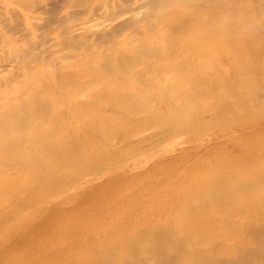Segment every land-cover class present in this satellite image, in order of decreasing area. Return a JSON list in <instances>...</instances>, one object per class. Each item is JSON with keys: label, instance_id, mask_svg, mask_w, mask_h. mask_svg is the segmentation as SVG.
<instances>
[{"label": "bare ground", "instance_id": "6f19581e", "mask_svg": "<svg viewBox=\"0 0 264 264\" xmlns=\"http://www.w3.org/2000/svg\"><path fill=\"white\" fill-rule=\"evenodd\" d=\"M53 1L55 2V0H0V219L3 218L4 224L7 222L5 225L9 223L8 220L13 225L15 222L12 221L13 218L16 219V215L24 207L28 210L24 209L25 213L32 210L33 214L36 212L35 216L39 215L45 202L51 200L47 198L51 197V194L54 196L52 192L61 188L58 186L65 187L69 184L72 187L77 184L75 182L80 180L76 177L81 175L82 170L74 177L76 172L68 169L71 168L69 164L73 161V156L77 157L72 162L74 165L78 164L77 168L80 169L81 165L82 169L90 167L89 160L100 155H95L98 148L105 153L104 155H107L110 145L111 151L117 148L123 132L114 130L129 128L126 129L129 133L121 129L128 135H122L124 138L121 136L123 142L118 145V151L115 150L123 151V156L121 152L120 156L114 153L116 157L123 158L124 153L127 156L136 153L132 152L135 149L132 143L135 144L136 140L138 143L139 134L144 135L153 128L151 132L153 140L156 136L157 140L159 134L166 135L164 130L168 126V129L172 130L174 126H178L176 124L183 127V122H186L188 117L194 118H191L194 120L193 124L198 126L204 123L201 115L199 117V113L202 114L203 111H211L209 114H213L212 118L210 117L213 122L209 128L244 130L260 125L259 121L250 124L249 118L245 116L253 114L255 110L264 111L262 108L264 75L260 74H264L261 72L264 69V0H61L57 7L60 11L57 12L56 9V15L53 9L57 2L53 6ZM215 47L218 50H214ZM219 49L221 53L218 55L215 51ZM185 52H190V56ZM196 53H200L201 56L203 54V58H199L200 54ZM222 53L224 57L221 56ZM197 57L201 62L204 61L202 65ZM224 58L229 60L227 69L230 68L229 64L230 66L233 64L231 73L236 70L235 74L227 72L225 69L227 62L223 61ZM215 61L222 66L224 64L225 71ZM196 62H199V67ZM221 70L225 73L224 76ZM214 71L217 73L212 78ZM210 77L211 81L208 82ZM205 80L208 83L204 84ZM230 81L232 83L236 81L235 86L229 84ZM230 85L234 89L231 87L230 89ZM211 87H216L213 90H218L217 94L220 95L213 92L211 94L208 90V88L212 90ZM209 93L216 96L215 99H219L215 100L211 96V104L209 101L206 103ZM159 95L162 99L158 97ZM153 96L158 97L160 101L168 96L172 99L166 100L172 101L168 103V107L173 103L171 104L173 107L177 104L176 109L174 107L172 112L170 106L167 114V106H164L163 102V107L159 106L158 109V105L161 104L157 99L153 100ZM200 97L206 100L203 101ZM191 98H196V103L198 98L199 108L202 107L200 106L202 101L208 104L209 108L203 105V109H198V105H194V99ZM150 99L151 106L155 105L156 109L151 108ZM157 101L159 104L154 103ZM140 104L145 107V113L142 107V110L139 109ZM194 107L198 109L197 112ZM212 107L215 109L210 110ZM158 110L163 113L165 110L166 114L159 111L160 115H165L164 119L157 112L155 115V111ZM223 110H227L226 113H223ZM258 111L255 113L258 114ZM147 113L150 116L154 115L153 119L148 115L151 122L148 118L147 121L151 124L148 122L146 125L147 121L144 122L143 117L140 119L143 123H139L137 128V118L139 120L142 114ZM136 114L139 117H136ZM127 117L133 118L136 121L135 125L133 124L135 121H130L131 124L129 122L131 119ZM166 117H171L175 125L171 127ZM156 118L164 121L162 124L167 122V126L158 124ZM190 118L187 121L189 125L192 121L189 122ZM155 123L158 128L160 126L159 129ZM193 124L191 127L189 125L184 127L190 129L194 127ZM131 125L134 127L131 128ZM140 125L142 127L150 125L152 128L146 127V131ZM135 127L141 132L143 129V133L135 131ZM154 127L159 130L157 135ZM70 128H73L72 131L74 128H80L79 132L83 128L85 130L83 129V133L80 132L81 135L76 132L74 137V132H71ZM91 128L94 130L99 128V136L96 134L98 131L93 135ZM149 128L151 129L148 130ZM60 129L68 132L69 139L76 138L73 139L74 143L83 140L79 141V146L84 145L81 143L85 140L86 145L91 142L92 146L88 145L90 147L88 149L84 147L86 145L81 149L76 147L78 148L76 151L81 150L79 152L82 154L74 155L75 148L71 154L72 139L69 140L66 133L58 132ZM175 129L181 131L179 127ZM172 130L170 131H176ZM130 132L139 133L138 139ZM171 132L169 134H172ZM130 134L136 138L135 141L132 142L134 138H130ZM169 134L168 137L171 136ZM109 135L114 137L112 143L115 142V138L118 139L116 135L119 136L117 140L119 143L117 141L113 143L114 145L110 143ZM164 137L166 136L161 138ZM126 138L133 148L123 140ZM102 139L108 140L106 147H102L106 152L101 150V146H105L103 143L102 145L95 143L98 145L95 150L92 142V140L101 142ZM162 139L158 141L162 142ZM186 139L187 137H184L177 143ZM249 141L247 143H250ZM125 142L127 145L123 146L124 151L121 150V145ZM144 142L146 143V140ZM153 142L157 144V141ZM77 143L74 146L78 145ZM137 143L136 146L140 144ZM19 145L20 147L22 145L23 149L18 148ZM127 146L133 150L129 152V149L127 153L124 148ZM260 146L261 150H264V140L260 142ZM143 147L147 148L142 145L139 149L144 151ZM82 148L88 152L93 148L94 155L90 152L91 159L89 153ZM83 151L88 155L89 159H85L88 162L83 160L86 157ZM59 152L62 155L61 159L69 158L71 154L72 160L69 158L65 162L61 161L58 157ZM112 154L113 151L108 162L107 160L104 162L106 158H102L105 167L101 165V168L109 166V161L115 157ZM155 154L160 157L158 152L148 151L143 156L144 162L153 160ZM104 155L101 157H105ZM99 159L97 160H102ZM99 161L93 164L95 166L91 165L96 171L99 166L96 164H101ZM113 161L116 162L115 159ZM119 161L120 158L117 162ZM60 162L68 164L69 167L66 165L64 168V164L60 166ZM144 165L139 160L132 161L127 167L136 166L138 170L136 174H139L149 170L144 168ZM212 166L209 171L200 169L198 174L200 172L202 174L197 179L186 182L182 187L168 182L166 186L169 187L166 190L165 187L161 188L160 184L155 186L152 184L151 188L144 187L143 190L135 192L131 190L122 192L123 194H120V191L119 195L107 199L108 195L119 191L116 186L124 179L120 178V170L123 167L113 169L106 175L104 181L101 180L98 184L90 183L89 188L79 194L92 195L94 202L100 204L95 209L83 207L81 210L84 219L93 218L92 222H98L108 216L109 220L107 219L97 229H78L81 231L79 233L69 234L71 230L69 228L66 233L62 229L61 234L50 231L47 238L41 237L33 242L36 237L34 236L30 242L36 245L26 247L24 255H9L10 252L1 251L0 264H264V156L260 154L256 159H240L236 164L227 166L215 163ZM60 167L67 169L69 175L71 173L68 176L75 179L74 182L71 178L75 184L69 181L68 176L63 180L62 175L65 173H62L64 170L59 172L62 169ZM72 168L75 167L72 165ZM89 169L91 173L92 168ZM132 169L134 168L130 171ZM99 170L101 169H98V173ZM87 175L85 177L82 174L78 178L87 180ZM133 176L131 172L127 177L129 179ZM81 181L83 182L82 179ZM69 188L70 186L66 189ZM47 191L51 194L46 193ZM44 192L46 196L50 195L46 197ZM77 196L78 193H73L67 197L74 200ZM33 204H36L37 208L32 206L34 209H28ZM48 204L50 213L68 207L66 203L56 208L53 207V202ZM119 204L121 205L118 206ZM21 214L17 216H23L22 219L28 218L29 213L25 217ZM8 216L11 218L6 220ZM33 217L31 216V219L34 220ZM63 217L70 219L67 215ZM19 219L24 223L27 221ZM16 220L18 223L16 225H19L18 219ZM3 221L0 220V234L7 233L12 235L9 238H13L14 233L11 234V231L9 234L10 230L7 232L8 227L12 225L2 228ZM32 221L30 220V223ZM86 223L89 224L88 221ZM58 227L55 225L54 229ZM70 227L72 228L71 225ZM38 228L40 229L36 227L34 230H39ZM2 238L0 236L1 241ZM7 238H3L4 241ZM22 241L25 243V238L19 244ZM5 246L7 244H4ZM2 247L3 245L0 248Z\"/></svg>", "mask_w": 264, "mask_h": 264}, {"label": "rangeland", "instance_id": "374dc122", "mask_svg": "<svg viewBox=\"0 0 264 264\" xmlns=\"http://www.w3.org/2000/svg\"><path fill=\"white\" fill-rule=\"evenodd\" d=\"M54 2V1H53ZM56 2H57V4H56ZM58 2H62L61 0H55V2L53 3V6H54V4H56L54 7V9H55V11H54V9H53V13L56 15V9H57V7H59L58 5H60V3H58ZM62 4V3H61ZM60 8H61V6H60ZM58 11L57 12H59L60 10L59 9H57ZM58 14V13H57ZM60 14V13H59ZM55 33V31H53V34ZM214 50L216 49V47L215 48H213ZM213 50V51H214ZM216 50H218V49H216ZM221 50L219 49V51H215L216 53H218V55H219V53H221L220 52ZM196 52V51H195ZM201 52V51H200ZM186 53V52H185ZM188 53V52H187ZM186 53V54H187ZM190 53V52H189ZM188 53V54H189ZM194 53V52H193ZM202 53V52H201ZM204 53V52H203ZM191 54V53H190ZM190 54L188 55V56H190ZM197 54V53H196ZM198 54H200V53H198ZM197 54V55H198ZM195 55V54H194ZM214 55V54H213ZM224 54L222 53V57H224L223 56ZM215 56V55H214ZM183 57H184V55H183ZM195 57V59H196V55L194 56ZM216 57V56H215ZM185 58H186V55H185ZM199 58H203V54H202V56H201V54L199 55ZM198 57H197V60L199 59ZM201 59H199L198 61L199 62H201ZM223 61L224 62H227V64L225 63V65L223 64ZM223 61H222V64H223V66L222 65H220V63L218 64L216 61V64H218V66H222L223 67V70H224V66L226 67L225 69H227V65H228V62H229V60L227 61L225 58L223 59ZM199 62H196L197 63V66H198V64H199ZM204 62V61H203ZM203 62H201V64L200 65H202V63ZM214 62V63H215ZM231 62V61H230ZM196 64H194V66H195ZM216 66V65H215ZM218 66H216V68H218V70H220L219 69V67ZM231 66H233V64L231 65ZM230 66V64H229V66H228V68L229 69H227V72H230L231 73V67ZM199 67V66H198ZM198 67H196V70H198L197 68ZM235 67V69L237 68L238 69V67H236V66H234ZM215 68V67H214ZM222 69V68H221ZM223 70H221L220 72H222ZM228 70H230V71H228ZM239 70V69H238ZM215 71H216V69H215ZM215 71H214V74L213 75H211V77L213 78V76H215L216 75V73H215ZM225 71V70H224ZM236 71V70H235ZM234 70L232 71V73H231V75H233V74H235L234 72H235ZM240 72V71H239ZM238 72V73H239ZM261 72H264V69H262L261 70ZM222 73H224V72H222ZM221 73V74H222ZM229 73V74H230ZM228 74V75H229ZM257 74H259V73H257ZM261 74V76L262 75H264V74H262V73H260ZM259 74V75H260ZM223 76L225 75V73L224 74H222ZM227 75V74H226ZM227 75V76H228ZM258 75V76H259ZM230 76V75H229ZM237 76V75H236ZM235 76V77H236ZM211 77H210V79H208L207 81L208 82H210L211 81ZM226 77V76H225ZM231 78H232V76H231ZM226 79H230V78H226ZM233 79H234V76H233ZM237 79V78H236ZM235 79V80H236ZM206 80L203 82L204 84L205 83H208ZM231 81H234V80H231ZM230 81V83L229 84H231L232 82ZM237 81V80H236ZM235 81V82H236ZM191 82V81H190ZM229 82V81H228ZM235 82L234 83H232L234 86H235ZM152 83V82H151ZM155 84H156V82H154ZM192 83V82H191ZM213 83V82H212ZM155 84H153L154 86H155ZM183 83H181V85H182ZM180 84H179V86H181ZM156 86H158L157 84H156ZM206 86V85H205ZM208 86H209V84H208ZM207 86V87H208ZM182 87V86H181ZM206 87V88H207ZM231 87V85L229 86V88ZM156 88V87H155ZM205 88V87H204ZM205 88V89H206ZM213 88H216V87H211V89L213 90ZM232 89H234L233 87H231ZM230 88V89H231ZM208 90L209 91H211V94H215V95H220L219 93L217 94V91L218 90H216V89H214L213 91L212 90H210L209 88H208ZM216 91V92H215ZM213 92V93H212ZM231 92H232V90H231ZM157 94V93H156ZM156 94H154L155 96H156ZM207 94V93H206ZM112 95H115V94H112ZM158 95V94H157ZM209 95H210V93H209ZM108 96H110V95H108ZM121 97H122V95H120ZM155 96H153V100L154 99H162L161 97H160V95L158 96V97H156V98H154ZM207 96V95H206ZM214 97V99H215V97L216 96H214V95H210L209 96V98H207L208 100H206L204 97H203V99H201V97H200V99L201 100H206L205 102L207 103V101H209V103L211 104V102L212 101H210V97ZM217 96V97H218ZM115 97H117V96H115ZM151 97V96H150ZM165 97V96H164ZM208 97V96H207ZM233 97H235V96H233ZM120 98V97H119ZM152 98V97H151ZM172 100V99H169V97L167 96V98H164V100L162 101H160V100H158L159 101V103L161 104V105H158V109H159V106H160V108L161 107H163V104H162V102L164 103V106H167L166 108H167V110L169 109V107L170 108H172V112H174V107H175V109H176V105L177 104H175L174 105V107L171 105V104H173V103H171V104H169V107H168V103H170V102H172V101H166V100ZM194 99V100H193ZM195 99L196 98H191V100H193L194 102H195V104L194 105H196L197 103H198V98H197V103H196V101H195ZM199 99V102L201 101ZM216 99H219V98H216ZM215 99V100H216ZM220 99H222V98H220ZM183 100H184V98H183ZM186 100V99H185ZM184 100V101H185ZM212 100H213V98H212ZM158 101L157 102H154V103H158ZM203 101L202 102H200L201 103V105L200 106H202L201 108L203 109V105L204 106H207L208 104H205V103H203ZM218 101V100H217ZM217 101H216V103H217ZM223 101V100H222ZM151 103V99L149 100V104ZM153 103V104H154ZM158 103V104H159ZM182 103V102H181ZM220 103V102H219ZM218 103V104H219ZM143 105H144V102L142 103ZM142 104H140V107H139V109L143 106ZM146 104V103H145ZM152 104V105H153ZM199 104V103H198ZM197 104V105H198ZM214 104H215V102H214ZM217 104V105H218ZM142 105V106H141ZM216 105V106H217ZM150 106H151V104H150ZM156 106H157V104H156ZM215 106V105H214ZM196 107V106H195ZM193 108L194 110L196 109V108ZM208 108H209V106H207ZM211 107V106H210ZM230 107V106H229ZM232 107V106H231ZM230 107V108H231ZM143 108V107H142ZM142 108H141V110H142ZM151 108H155L156 109V107H155V105H154V107H152L151 106ZM165 108V107H164ZM198 109H201V108H199V105H198V107H197ZM214 107H212L210 110H212ZM228 108V107H227ZM226 108V109H227ZM229 108V109H230ZM262 108H264V106H262ZM144 109H145V107L143 108V112H144ZM154 109V110H155ZM198 109H196V112H197V110ZM205 109V108H204ZM215 109V108H214ZM166 110V109H165ZM165 110H164V113L162 112V111H160V110H158V111H155V115L157 114V113H159V111L160 112H162V114H166L165 113ZM166 110V111H167ZM170 110V109H169ZM169 110L167 111V114L169 113ZM261 110V109H260ZM142 111H141V113H142ZM150 111V110H149ZM203 111V110H202ZM218 111V110H217ZM216 111V112H217ZM227 111V110H226ZM226 111H224L223 110V113H226ZM256 111H258V110H255L254 111V113L253 114H247L245 117H247V118H249L248 119V121H250L249 123L250 124H252V123H257L258 121L260 122V125L259 126H257V127H254L253 129H247V128H245L244 130L242 129V128H217V127H215V128H209V126L211 125V123L213 122V120H210L211 118H212V116H213V114L212 115H210L209 114V112H211V111H203L204 112V114H203V112H202V114L201 113H199V117H200V115H201V117H202V119L201 120H204V123H202V124H200V119H199V124L200 125H198V126H195L194 124H193V121L194 120H192V119H194V118H190V117H188V119L190 118V120H189V122H190V125H194V127L193 128H188V127H186L187 125H189V123H187V121H188V119H187V121L186 120H184V121H186V122H183V124L184 125H186L185 127L186 128H188V130H185L186 128L184 127V125H183V127L185 128H183V127H181V125H179V124H176V125H178L177 127H179V129L181 130V131H178V130H176L175 128H177L176 126H174L175 128L173 129V130H176V131H173L172 130V128L171 129H168L169 128V126L165 129V130H167V131H169L168 133H167V131H165L164 130V132L166 133V135L164 134H162L161 133V130L163 131V129H161L160 130V133L163 135V136H166V137H168L167 135L171 132L170 130H172L173 132H171L172 134H169V135H171V136H169L168 138H166V137H164L163 139L161 138V137H163L162 135H158L159 137H158V139H162V142L160 141H158V139L157 140H155V138H157V136L154 138V140H153V135H152V130H153V128H152V126H150V125H148V126H143L144 128H145V130H146V127H151L152 128V130H150L151 128H149L148 130H150V132H146V133H148V135L145 133L144 135L142 134H139V133H131V134H134V137L136 136V138H137V135L139 134V136L141 137H139V139H138V143H137V140H136V142H134L135 144H133L132 143V145H135V149L133 150V149H130V148H133L132 147V145H130L129 144V142L127 141L128 140V138L130 137V135H129V137L128 138H126V139H123V140H125L127 143H128V145H130V148L127 146V147H124V148H126V151H127V153H128V150H129V152L131 151V150H133L132 152H136L134 155L133 154H128V156H129V158H127L128 156H127V154H125L124 153V157H125V159H123V158H121L122 156H123V151L121 152L122 153V156L121 157H119L120 155H119V153L120 152H117L118 151V145L119 144H121L123 141H122V138H121V136L122 135H128L127 133H129V132H127V130L129 129V128H121V129H123L124 131L126 130V132L127 133H125L124 131H122L121 129L120 130H117V131H115L114 129V132H120L121 131V133H122V135L120 136L118 133H117V135H119L120 136V143H119V141H117L118 139H119V136H117L116 135V137H118V139H116L115 138V142L117 141V143H119V144H117V148L116 149H112V151H113V154H112V156L114 157H116V153H118V155L119 156H117L116 158L114 157V159H115V161L116 162H114L113 160V157H112V159L113 160H111V161H113L112 163H111V161H109L110 163H108V165L109 166H107L106 165V168H103V167H105L104 165L105 164H102V161H103V159L102 158H106V159H104V162H106V160H107V162H108V160H110L111 158H110V156L109 155H111V153H112V151H111V148H112V145H110V143H112V140H113V138H112V136L114 135H109V136H111V141H109L110 143H109V145L111 146V148H110V146L108 147V151L106 152V151H104L105 150V148L103 149L102 147H106V141H108V140H104V139H102V140H104V141H102L101 140V142H100V140L99 141H94V140H92V142H93V144H94V146L96 147L95 148V150L97 149V147H98V145L96 146L95 145V143L96 144H98V143H103V145H105V146H101V150H103V152H106L107 153V155H104L105 153H102V151H100L99 149L100 148H98L97 149V152L96 153H98V150H99V153L98 154H96L95 153V155H99V156H93L92 157V159H95V160H97V159H99V158H101L102 160L101 161H99V160H97V161H99L98 163H101V164H96V166L97 165H99L98 166V169H101V171L98 173V169H97V171H96V169H93L94 167H91V165H93V164H95V162H97V161H94V160H92L90 157H91V154L93 153V148L92 149H89L90 150V152H91V154H90V152H88V150H85V148L83 149L84 151H86L87 153H89L88 155H90L89 156V158L91 159V160H89V162H88V160H85L86 158H87V156L88 155H86V154H84L85 152L83 151V154L84 155H86V157H84V159L83 160H85V161H87L88 162V164L90 165V167L88 166V164L87 165H84L85 167L86 166H88V168L86 167V169H82L83 168V165H81V167H80V165H79V167H80V169L79 168H77L76 166H78V164L77 165H74V164H72V162L74 161V159H77V157L75 156H73V161L72 162H70V161H68V162H70V164H69V166L71 167V168H68V169H70V171L72 170L73 171V173H75L74 175V177H76L79 173H78V171H81V172H84V173H81L80 172V174L81 175H78V177L79 176H82V174L85 176V175H87L88 174V172H89V174L87 175V180H85L86 178H81L82 180H83V182L81 181V179L80 178H78V177H76V179H78V180H80V181H77V182H75V179H73L72 177V179H73V181L75 182V183H77V184H75L73 181H72V179L69 177L70 175H71V173H70V175L68 174V172L66 171V170H64V168H66V167H64V166H68V164H64V162H65V160L67 161L69 158L72 160V156H71V154H73V150H74V148H75V150L74 151H76L78 148H76V147H80V149H81V147H83L84 145H86V140L84 141V143H81L82 141L81 140H79V141H81L80 143L81 144H84V145H80L79 146V141H78V145H75L74 146V144H76V143H74L73 142V139L74 140H76V138H71L70 137V139H72L71 141H70V143L71 142H73V143H71V145H70V147H73V148H71L72 149V151H70V152H72L71 154H70V156H69V158L68 157H66V158H64L63 157V159H61V157H62V155L60 154V152H59V154H57V155H59L58 157H60V159H61V161H64L63 163L62 162H60V164H57V166L58 165H60V166H62L63 164V167H60V168H62L61 169V171L59 170V172L61 173L63 170L64 171H66V172H62V173H67V175H62V176H60V177H62L63 178V180H64V178L66 179V177L68 176L69 177V181L71 180V182H73L75 185H72V187H71V185H69L68 183H66V184H68V185H66L65 187H62L63 185H60V186H58L60 189H56L57 191H55V192H52L53 194H54V196L50 193V192H46V193H50L51 194V197H53V198H51V197H49V198H47V199H51V200H49V201H47V202H45L46 204H47V208H46V204H45V206H43L42 207V210H41V207H40V210H38L37 209V211H40V212H42V213H40L38 216L36 215H34L36 212V208H37V206H36V204L34 205H31V206H29V208L28 209H34V208H32V206H34V207H36L35 208V213L33 214V211L32 210H30L29 212H27L28 210H27V208H23L22 209V207H21V209L22 210H24V209H26L27 211V213H29V215H28V218H26L27 219V221H26V219H22V217H18L17 215H19V214H21L22 212L20 211L19 212V214H15L16 215V219H18V222H19V225H16V224H18L16 221V219H14L13 218V220L12 221H15V222H13V225L14 226H16L17 228H19V229H17L16 227H14L11 223V221L10 220H8V219H10L11 218V216L9 217H7V219L6 220H8V224L7 225H5L4 224V222L5 221H3V218H1L0 220H2L3 221V226H2V224H1V226H2V228L3 227H5V228H7L8 226H11V227H8V229H7V232L9 231V234H10V232H11V234H13V238H9V236H12V235H7V233H6V231H5V233L6 234H4V233H2L3 235H1L0 234V236L1 237H3V238H7V236H8V238L7 239H5L6 241H4V239L2 238V241L0 240V247L3 245V247L2 248H0V252L2 251V252H5V251H8V252H10L11 254H9V255H24L25 254V251H26V247L27 248H29V247H32L33 245H36V244H34V243H31L32 242V240L31 239H33V237L34 236H36V237H34V239H33V242H35V241H37V239L38 238H41V237H48L49 236V233H51L52 231L54 232V233H57V234H61V232H63V230L62 229H64V232L66 231V232H68V228L69 229H71V230H69V234H71V233H79V232H81L80 230H85V229H97V228H99L100 227V225L102 224V223H104V222H106L107 221V219L109 220L110 218H108V216H107V218H105V219H100L101 221H98V222H92V219L93 218H91V219H84V214H83V210H81L83 207L84 208H86V207H88V209L89 208H93V209H95V208H98L99 207V203H96V202H94V198H93V196L92 195H89V194H87V195H80L79 196V194H81V193H83L84 192V190H87L88 188H89V185H91L90 183H94V184H98V182L99 181H101V180H105V178H106V175L108 174V173H110L111 172V170H113V169H116V168H119V167H123V165H124V167L120 170V178H124V179H122V180H120V185H118V186H116V189H118L119 191L117 192H114V193H112V194H110V195H108V197H107V199H111V198H113V197H115L116 195H119L118 193L121 191V193L120 194H123L122 192H129V191H131L132 190V192H135V191H137V190H139V189H141V190H143V188L144 187H148V188H151L152 187V184L155 186L156 184H160V186H161V188L162 187H165V189L166 190H168V187L169 186H166L167 185V183L168 182H170V183H172V185H177L178 187H182V185L183 184H185L186 182H189V181H192V180H195V179H197L198 178V176L200 175V174H202L201 172L198 174V172H199V170L200 169H203L204 171H209L213 166L212 165H214V163H215V165L217 164V165H225V166H227L228 164H236V162H237V160H240V159H244V158H248V159H256V158H258V156H260V154H261V156H264V150H261V148H262V146H260V142L262 141V140H264V119H262V118H264V117H262V115H264V111H261V112H259L258 111V114L257 113H255ZM138 112V111H137ZM139 112H140V110H139ZM157 112V113H156ZM200 112V111H199ZM145 113V112H144ZM150 113H151V111H150ZM221 113V112H220ZM250 113H252V112H250ZM139 114V113H138ZM152 114V113H151ZM215 114H217V113H214V115ZM257 114V115H256ZM137 115V114H136ZM148 115H149V117H151L150 119H153L154 118V115L153 116H150V114L149 113H147V115H141L140 117L137 115L136 117H139V120H138V118H137V121H138V123H136V118L135 117H133V116H131V117H133V118H135V120L133 119V118H129V117H127V118H129V119H131V120H129V122L130 121H135V122H133V124L135 125V123L137 124L136 126H137V128L139 127V123H143V121L142 120H144V119H142L141 121L142 122H140V119L141 118H143V117H145V121L144 122H146L149 118H148ZM160 117L162 116V118L164 119V117H165V115H160V113L158 114ZM135 116V115H134ZM191 116H193V114H191ZM219 116V115H218ZM223 116V115H222ZM256 116V117H255ZM257 116H259V117H257ZM156 117H158V116H156ZM194 117V116H193ZM211 117V118H210ZM215 117V116H214ZM224 117V116H223ZM262 117V118H261ZM148 118V119H147ZM167 118V121H169L170 123H171V127H172V125H175V121H173L172 119H171V117H166ZM166 118H165V122H166ZM168 118H170V119H168ZM224 118H227V117H224ZM149 119V121L151 122V120ZM157 119V123L158 124H160V125H163V127H166L167 126V122H166V124H162V122L164 123V121H160V120H158V118H156ZM230 119V118H229ZM254 119V120H253ZM162 120V119H161ZM175 120V119H174ZM149 121H147V123H146V125L148 124V122ZM156 121V120H155ZM247 121V122H248ZM149 122V123H150ZM153 122H154V120H153ZM197 122V120L194 122V123H196ZM131 123V122H130ZM170 123H168V125L170 124ZM186 123V124H185ZM132 124V123H131ZM145 124V123H144ZM151 124V123H150ZM153 124V123H152ZM156 124V123H155ZM134 125H133V127H134ZM142 125V124H141ZM140 125V126H141ZM189 125V126H190ZM155 126V125H154ZM156 126H157V124H156ZM155 126V127H156ZM250 126V125H249ZM249 126H248V128H249ZM131 128H133L132 127V125L130 126ZM142 127V126H141ZM142 127V128H143ZM155 127H154V129H155ZM182 129H184V130H182ZM191 127V126H190ZM156 128H158V126L156 127ZM159 128H160V126H159ZM158 128V129H159ZM61 129H64V128H61ZM59 130L58 132H60V131H62V130ZM67 129V128H66ZM71 129V128H70ZM76 129H78L77 131H76ZM79 129L80 128H74V131H72L73 130V128L70 130L71 132H74L73 133V136H74V134H76V132L77 133H79V135H81L82 133H83V129L85 130V128H83L82 130H80V132L82 131V133H80L79 132ZM88 129H90V128H88ZM97 128H95V130L93 129V128H91V130H93V132L91 131V133H94L93 135H95V133L98 131V129L96 130ZM112 129V128H111ZM69 130V128L67 129V131ZM113 130H112V132H113ZM156 130V131H155ZM154 130V132L156 133V135L158 134V132H159V130H157V129H155ZM63 131H65V129L63 130ZM62 131V132H63ZM89 130L87 131L86 130V132H90ZM106 131V130H105ZM108 131H110L109 129H108ZM132 131H133V129H132ZM135 131H138V130H136V127H135ZM140 131V130H139ZM138 131V132H139ZM147 131V130H146ZM183 131V132H182ZM211 131V132H210ZM62 132H61V134H62ZM70 132V133H71ZM99 132L100 131H98L96 134H98V136H99ZM111 132V133H112ZM113 132V133H114ZM145 132V131H144ZM153 132V134H155ZM176 132H177V134H176ZM178 132L180 133V134H178ZM66 132H63V134H65ZM140 133H143V129H142V132L140 131ZM150 134V135H149ZM66 135L68 136L67 138L69 139V135H68V132L66 133ZM65 135V136H66ZM249 135V136H248ZM71 136V135H70ZM72 136V137H73ZM76 136V135H75ZM74 136V137H75ZM144 136V137H143ZM149 136V137H148ZM161 136V137H160ZM194 136V137H193ZM123 138L125 137V136H122ZM133 137V135H131V137L130 138H132ZM133 137V138H134ZM145 139V138H151V139H145L146 140V143L144 142L145 140L143 139V138ZM184 137H187V139H188V137H189V140H185V141H183V142H181L182 140L181 139H183ZM129 138V139H130ZM136 138H134V140H132V142L133 141H135V139ZM166 138V139H165ZM68 139H67V141H68ZM69 139V140H70ZM144 141H143V140ZM193 139H195V140H193ZM131 140H129L130 141V143H131ZM151 140V141H150ZM178 140H181V141H179L178 143H177V141ZM250 140V141H249ZM87 141H89V140H87ZM122 141V142H121ZM153 141H157V144H155ZM176 141V142H175ZM247 141H249L250 143H247ZM86 142V143H85ZM115 142H113V143H115ZM126 142H125V144L123 143V145H121L122 147V149L121 150H124L125 151V149H123V146H126L127 144H126ZM142 142V143H141ZM159 142V143H158ZM175 142V143H174ZM68 143H69V141H68ZM108 143V142H107ZM112 143V144H113ZM136 143H137V145L138 146H136ZM149 143V144H148ZM150 143H153V144H150ZM173 143V144H172ZM72 144H73V146H72ZM91 144V142H89L86 146H84V147H87V149L88 148H90L91 146H92V144ZM147 144V145H146ZM69 145V144H68ZM88 145L90 146V147H88ZM102 145V144H101ZM114 145V144H113ZM142 145L144 146L145 145V147H147V148H144L143 150L144 151H141L139 148H142ZM100 146V145H99ZM139 146H141V147H139ZM21 147H22V145H21ZM20 147V145L18 146V148H20V149H23V147L21 148ZM55 147H58V146H55ZM68 147V146H67ZM136 147L138 148L137 150H136ZM165 147V148H164ZM168 147V148H167ZM59 148V147H58ZM109 148H110V150H109ZM114 148V147H113ZM63 149H64V146H63ZM65 149H67V148H65ZM69 149V148H68ZM107 149V148H106ZM115 150H117V151H115ZM138 150H139V152H138ZM156 151V152H158V155H160V157H158V156H156V154H155V156H154V159L153 160H150V161H148L147 163L146 162H144V160H143V156H145L147 153H148V151ZM167 150V151H166ZM261 150V151H260ZM65 151V150H64ZM68 151V150H67ZM79 151H81V150H78V151H76V152H74V155L77 153H79V155H81L82 154V152H79ZM115 151V152H114ZM163 151H165V152H163ZM16 152H18V151H16ZM102 153V155H104L105 157H101L102 155H101V153ZM111 152V153H110ZM162 154H161V153ZM58 153V152H57ZM81 153V154H80ZM108 153H110V154H108ZM114 153L116 154V155H114ZM120 153V154H121ZM76 154V155H77ZM84 155H82V156H84ZM92 155H94V154H92ZM127 157H126V156ZM133 155V156H132ZM78 156V155H77ZM107 156H109V157H107ZM81 157V156H80ZM97 159H96V158ZM89 158H87V159H89ZM108 158V159H107ZM119 158H120V161H121V163H120V161L119 162H117L118 160H119ZM127 158V159H126ZM78 160H79V157H78ZM83 160H82V158H81V161L83 162ZM141 161V162H143V165H144V168H148L149 170L148 171H143V172H141V173H139V174H136L137 173V169H136V166H130V167H127L128 166V164H131V162L132 161H135V162H137V161ZM160 160H162V161H160ZM60 161V160H59ZM80 161V162H81ZM84 161V162H85ZM93 161V163H91L90 164V162H92ZM157 161H159L158 162V164L156 165V162ZM103 162V163H104ZM128 162V163H127ZM212 162V163H211ZM214 162V163H213ZM217 162V163H216ZM75 163V162H74ZM86 163V162H85ZM73 165V167H75L74 169L72 168V165ZM107 164V163H106ZM112 164V165H111ZM101 165L103 166L102 168H103V170H102V168H101ZM154 165H155V167H154ZM11 166V165H10ZM68 166V167H69ZM93 166H95V165H93ZM112 166H114V167H112ZM11 167H13V166H11ZM100 167V168H99ZM205 167V168H204ZM59 168V169H60ZM89 168H92L91 169V173H90V169ZM131 168H134V169H132V171H130V169ZM10 169H12V168H10ZM76 169V171H74ZM87 169H89V171H84V170H87ZM94 170H95V172H94ZM69 171V172H70ZM132 172V175H134L133 177H131V178H129L128 179V175L130 174ZM95 175H94V174ZM98 173V174H97ZM92 174V175H91ZM102 174V175H101ZM136 174V175H135ZM94 175V176H93ZM154 175V176H153ZM57 176H59V175H57ZM65 176V177H64ZM97 176H101L100 178H98ZM185 176H189V178H184ZM86 177V176H85ZM97 177V178H96ZM127 177V178H126ZM104 178V179H103ZM144 178V179H143ZM149 178V179H148ZM68 179V178H67ZM89 179H91V180H89ZM88 180H89V182H88ZM66 181V180H65ZM68 181V180H67ZM66 181V182H67ZM68 181V182H69ZM129 181V183H126V182H128ZM71 182H69L70 184H72ZM80 182V183H79ZM65 183V182H64ZM126 183V184H125ZM65 185V184H64ZM70 186V188L69 189H66V188H68V187ZM77 186V187H76ZM63 188H64V190H63ZM76 188V189H75ZM62 189V190H61ZM66 189V190H65ZM102 189V188H101ZM136 189V190H135ZM62 191V192H60V191ZM59 192V193H58ZM56 193V194H55ZM73 193H78V196H77V198H75L74 200L73 199H71V198H69V197H67L68 195H70V194H73ZM44 194H45V192H44ZM50 194H47L48 196L50 195ZM45 196H46V194H45ZM48 196H46V197H48ZM64 198V199H63ZM120 199V198H119ZM51 203V202H53V207L54 208H56L57 206H61L62 204H64V203H66L67 204V206L68 207H66V208H63V209H60V210H58L57 212H54L53 211V213H50V211L48 210V207H49V204L48 203ZM37 205H38V203H37ZM44 205V204H43ZM121 204H119L118 206H120ZM31 207V208H30ZM44 207L46 208V209H44ZM20 208V207H19ZM17 209V208H16ZM18 211V210H17ZM60 211V212H59ZM31 212H32V214H31ZM14 213H15V211H14ZM24 213H25V210H24V212L21 214V215H24ZM27 213H25V215H24V217L25 216H27ZM39 213V212H38ZM112 213H114L113 211H112ZM33 217V215L35 216V218H34V220L33 219H31V216ZM64 215H67V216H69V218L70 219H68V218H66V219H64ZM30 216V217H29ZM12 217H13V215H12ZM18 217V218H17ZM19 218H21L22 219V221H26L25 223L24 222H21V220L19 219ZM99 219V218H98ZM113 219V218H112ZM5 220V219H4ZM30 220L32 221L31 223H30ZM70 221H71V223H70ZM85 221V222H84ZM86 221H88V223L89 224H87L86 223ZM21 223H23V224H21ZM84 223H86V225H84ZM10 224V225H9ZM45 224V225H44ZM67 224V225H66ZM44 225V226H43ZM55 225H58L59 227L58 228H55L54 229V226ZM70 225L72 226V228L70 227ZM20 226V227H19ZM36 227H40V229L39 230H34ZM14 228V229H13ZM12 229V230H11ZM15 229H17L16 231H15ZM78 229H80V230H78ZM19 231V232H18ZM31 231H33V233L31 232ZM35 231V232H34ZM51 231V232H50ZM18 232V233H17ZM65 232V233H66ZM31 234L30 236L28 235V234ZM36 234V235H35ZM63 234V233H62ZM28 235V236H27ZM15 236V237H14ZM27 237V238H26ZM24 238H25V243H24V241H22V243H20L19 244V242L23 239L24 240ZM36 238V239H35ZM27 239V240H26ZM12 240V241H11ZM31 241V242H30ZM9 243V244H8ZM18 243V244H17ZM2 244V245H1ZM4 244L6 245L7 244V246H5L4 247ZM17 246V247H16ZM15 247V248H14ZM64 247H65V245H64ZM4 248V249H3Z\"/></svg>", "mask_w": 264, "mask_h": 264}]
</instances>
